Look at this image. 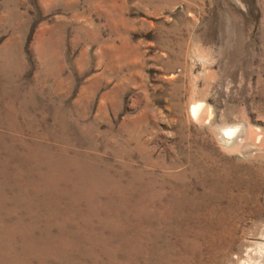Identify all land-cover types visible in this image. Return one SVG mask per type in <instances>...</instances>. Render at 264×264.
Masks as SVG:
<instances>
[{
    "label": "rangeland",
    "instance_id": "1",
    "mask_svg": "<svg viewBox=\"0 0 264 264\" xmlns=\"http://www.w3.org/2000/svg\"><path fill=\"white\" fill-rule=\"evenodd\" d=\"M197 102L204 105L203 122L189 114ZM227 127L240 135L239 144L246 141L238 152L220 145ZM258 137L264 139V0H0L4 158L15 167L12 158L42 154L75 171L83 167L87 178H111L117 189H94L91 204L73 193L75 203L55 206L74 210L72 220L84 223L96 209L110 211L115 233L106 231L105 238L113 246L135 240L136 200L148 192L155 207L172 208L162 239L170 234L180 245L184 234L195 243L193 264L244 261L264 239ZM254 182L257 205L241 204L244 212L231 219L230 201ZM196 204L199 210H191ZM215 210L226 214L225 223L209 215ZM98 222H91L97 230ZM86 229L71 224L61 231L76 244L67 260L114 264L108 245L92 246ZM160 245L154 258L176 264L167 243ZM122 254L117 263L131 264L132 252L128 262Z\"/></svg>",
    "mask_w": 264,
    "mask_h": 264
},
{
    "label": "bare ground",
    "instance_id": "2",
    "mask_svg": "<svg viewBox=\"0 0 264 264\" xmlns=\"http://www.w3.org/2000/svg\"><path fill=\"white\" fill-rule=\"evenodd\" d=\"M197 103L191 105L189 114L197 122H203L205 116V111H203L204 105H202V103ZM221 134L220 145L228 152H238L239 149H241L240 145L246 142L244 141L241 144L237 142L236 138L240 135L238 136L235 133V128L227 127L222 129ZM244 137L243 138L248 140L249 143L254 140V134L249 130ZM262 138L260 139L258 137V141L255 143L259 142V145L264 146V139ZM11 152L15 153L16 151L14 150ZM5 153L6 150L0 148V264H33L36 259L38 261L37 264H48L50 261H59L60 264H74L75 262L73 263L67 260V251L73 249V246L76 248L73 235L61 232L65 226L71 224H82L86 226V230L89 231L87 240L92 246L98 247L100 244L102 246L108 245L107 254L114 264H121L117 263V257L120 251L123 252L122 255L125 257L126 262L130 261H127V258H129L128 251L132 252L131 264L132 262L133 264H171V260L164 261L154 258L156 252H158L157 250L161 249V241L167 243L166 248H168L169 254L179 259V263L178 261H174V263L193 264L190 250L195 247V243L188 241L190 239L184 238V234L181 233L183 240L181 239L182 242L180 245H176V242L170 240V234L165 240L162 239V236H166L160 232L163 226L168 228L170 233V227L168 226L172 225L170 222L174 216L172 214V208L155 207V204L152 203L154 200L147 199L148 196L150 197L148 192L141 193V196L136 200V209L133 213L135 219L132 221L135 240L132 239V242H130L131 245L118 240L117 245L113 246L110 240L105 238L106 231L115 233L112 232L115 228V222L111 219L112 213H110V211L106 209L99 211L96 209L95 212L90 215L89 220L84 223L85 220L81 217H78L75 222L72 220V213L74 210L70 212H61L55 206V203H59L58 201L63 200L67 201L69 205L75 203L73 193L83 194L88 201V196L91 197L90 194L94 193V189H97V194L100 193L98 187L106 191L107 189H117L111 178L106 181L105 176H99L94 173L90 176L92 177V180H90V177L87 178L86 175L83 176V167L75 171L71 169L72 166L70 163H66L65 161V164L55 163L54 158L49 160L42 154L34 156L32 153H29L28 157L25 156L24 159H19L17 161L12 158L14 163L16 162V165L15 167H11L10 159L4 158L3 154ZM116 184L118 191H123L124 187L119 185L122 184V182L116 180ZM235 184L238 185V182L235 181ZM70 187L71 189L73 187V189L71 190ZM259 190V184L254 182V184H251L250 189H245V194L230 201L232 212L229 215L231 219L236 216V213L242 211L241 204L257 205ZM7 192L12 195H10V200H7V194H4ZM250 193L252 197L249 195ZM222 194H218L219 200L223 199ZM23 195L28 196L24 198ZM103 195H105V193H103ZM182 200H184V198ZM89 201L91 202L92 200ZM8 202H10V205H6ZM96 203L97 202H94L95 205ZM41 206L45 209V213L42 212ZM199 207L200 206L196 204L195 207L192 206L190 209L199 210ZM184 210L185 209H183V212ZM1 211H3V213ZM255 211L257 212L256 216L261 214L260 209H256ZM213 213L216 215L215 222L225 223L224 217H226V214L224 212L215 210L209 215ZM249 213L252 214V211ZM78 214L77 212V216H79ZM93 219L99 221L97 223L99 225L98 230L91 224ZM184 225L189 224L184 223ZM70 229L72 230V228ZM75 232L78 231L76 230L73 233ZM176 235L180 236L177 232ZM185 240L187 241L184 242ZM110 245L111 247H109ZM196 246L198 245L196 244ZM173 249L179 251V253L174 254L172 251ZM97 250L98 248H95L93 253H95V251L97 252ZM250 252L251 253L247 254L244 261L238 263L263 264L264 239L261 244L258 243L256 248ZM252 256L258 257L256 259ZM143 258L146 259V263L143 262ZM177 259L175 258V260ZM93 264H97L96 261Z\"/></svg>",
    "mask_w": 264,
    "mask_h": 264
}]
</instances>
